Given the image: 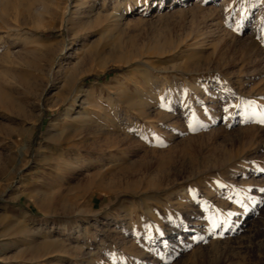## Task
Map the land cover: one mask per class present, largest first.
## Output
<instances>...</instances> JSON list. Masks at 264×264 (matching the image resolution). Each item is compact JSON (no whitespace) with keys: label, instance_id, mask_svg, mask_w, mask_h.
I'll use <instances>...</instances> for the list:
<instances>
[{"label":"rangeland","instance_id":"rangeland-1","mask_svg":"<svg viewBox=\"0 0 264 264\" xmlns=\"http://www.w3.org/2000/svg\"><path fill=\"white\" fill-rule=\"evenodd\" d=\"M262 118L264 0H0V264H264Z\"/></svg>","mask_w":264,"mask_h":264},{"label":"bare ground","instance_id":"bare-ground-1","mask_svg":"<svg viewBox=\"0 0 264 264\" xmlns=\"http://www.w3.org/2000/svg\"><path fill=\"white\" fill-rule=\"evenodd\" d=\"M176 48V47H175ZM158 49V48H157ZM162 50V49H161ZM159 52V51H158ZM161 53V52H160ZM159 54V53H158ZM151 55V54H150ZM157 55V54H156ZM160 55V54H159ZM72 84V83H71ZM68 85V84H67ZM70 86V85H69ZM73 87V86H72ZM162 89V88H161ZM160 89V90H161ZM161 92H162V90H161ZM159 93V92H158ZM71 94V93H70ZM157 95V94H156ZM159 95H160V93H159ZM158 96V95H157ZM158 98V97H157ZM129 103V102H128ZM133 104H135L136 106L138 105L136 102L135 103H133ZM73 119V118H72ZM77 119H81V120H88V117H87V115H85V114H77V116H76V118H75V120H77ZM77 129H75V131H76ZM82 131L81 130H78L77 131V134L79 135L80 133H81ZM94 132V131H93ZM67 133H69V132H67ZM62 134V133H61ZM59 136H61V135H59ZM61 138V137H60ZM73 138V137H72ZM56 139V138H55ZM32 256V255H31Z\"/></svg>","mask_w":264,"mask_h":264},{"label":"snow or ice","instance_id":"snow-or-ice-1","mask_svg":"<svg viewBox=\"0 0 264 264\" xmlns=\"http://www.w3.org/2000/svg\"><path fill=\"white\" fill-rule=\"evenodd\" d=\"M259 122L264 124V118H262ZM261 191H264V189H261Z\"/></svg>","mask_w":264,"mask_h":264}]
</instances>
